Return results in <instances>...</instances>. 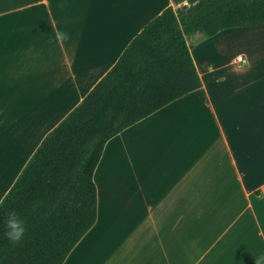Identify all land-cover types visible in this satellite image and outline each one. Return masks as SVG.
Masks as SVG:
<instances>
[{"label": "crops", "instance_id": "obj_1", "mask_svg": "<svg viewBox=\"0 0 264 264\" xmlns=\"http://www.w3.org/2000/svg\"><path fill=\"white\" fill-rule=\"evenodd\" d=\"M197 1L0 0V201L132 39L168 6ZM57 28L71 39L49 43ZM188 42L202 86L109 139L94 174L97 221L63 264L264 255V24Z\"/></svg>", "mask_w": 264, "mask_h": 264}, {"label": "trees", "instance_id": "obj_2", "mask_svg": "<svg viewBox=\"0 0 264 264\" xmlns=\"http://www.w3.org/2000/svg\"><path fill=\"white\" fill-rule=\"evenodd\" d=\"M264 24V0H198L168 6L43 139L0 205V264H63L98 218L94 179L113 136L202 86L188 39ZM10 211L25 218L18 243L5 235Z\"/></svg>", "mask_w": 264, "mask_h": 264}, {"label": "clouds", "instance_id": "obj_3", "mask_svg": "<svg viewBox=\"0 0 264 264\" xmlns=\"http://www.w3.org/2000/svg\"><path fill=\"white\" fill-rule=\"evenodd\" d=\"M69 7L67 2H60L57 4L59 10H64ZM71 39V34L67 30L60 28L55 29L54 38L49 40V43L62 44ZM3 204V201H0V205ZM27 231V224L25 218L22 217L16 211H10L7 214V219L5 221V237L13 242L18 243L23 239ZM255 264H264V255L259 256L255 259Z\"/></svg>", "mask_w": 264, "mask_h": 264}, {"label": "built area", "instance_id": "obj_4", "mask_svg": "<svg viewBox=\"0 0 264 264\" xmlns=\"http://www.w3.org/2000/svg\"><path fill=\"white\" fill-rule=\"evenodd\" d=\"M237 61H239L240 66H244L247 64L248 60L244 54H239L237 56Z\"/></svg>", "mask_w": 264, "mask_h": 264}, {"label": "rangeland", "instance_id": "obj_5", "mask_svg": "<svg viewBox=\"0 0 264 264\" xmlns=\"http://www.w3.org/2000/svg\"><path fill=\"white\" fill-rule=\"evenodd\" d=\"M197 33H201V32H197ZM207 38H210V36H206V35H204V39H207ZM192 40H194V39H192ZM199 41H202V40H198V41H196V42H199ZM196 42H193V44L194 43H196ZM195 45V44H194ZM22 172V171H21Z\"/></svg>", "mask_w": 264, "mask_h": 264}]
</instances>
